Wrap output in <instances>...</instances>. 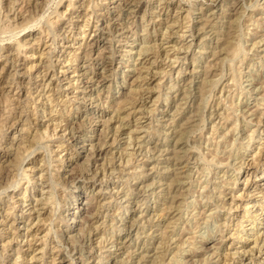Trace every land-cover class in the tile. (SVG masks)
I'll use <instances>...</instances> for the list:
<instances>
[{
	"label": "rangeland",
	"instance_id": "obj_1",
	"mask_svg": "<svg viewBox=\"0 0 264 264\" xmlns=\"http://www.w3.org/2000/svg\"><path fill=\"white\" fill-rule=\"evenodd\" d=\"M0 1V66L11 64L0 85V264H258L252 253L264 263L242 218L262 203V234L264 150L238 167L264 145V0ZM228 24L240 53H217L207 75ZM178 171L184 194L163 216Z\"/></svg>",
	"mask_w": 264,
	"mask_h": 264
},
{
	"label": "bare ground",
	"instance_id": "obj_2",
	"mask_svg": "<svg viewBox=\"0 0 264 264\" xmlns=\"http://www.w3.org/2000/svg\"><path fill=\"white\" fill-rule=\"evenodd\" d=\"M8 1V0H7ZM14 1V0H13ZM13 1H12V3H13ZM16 1V0H15ZM27 1V0H26ZM58 1V0H57ZM60 1V0H59ZM70 1V0H69ZM75 1V0H74ZM135 1V0H134ZM1 2V1H0ZM9 2V1H8ZM11 2V1H10ZM9 2V3H10ZM24 2V1H23ZM22 2V3H23ZM37 2V1H36ZM50 2V1H49ZM130 3V2H129ZM217 3V2H216ZM70 4V6H72L71 5V2L69 3ZM73 4V3H72ZM124 4V3H123ZM250 4V3H249ZM8 5V4H7ZM48 5H49V3H48ZM118 5H119V3H118ZM248 5V4H247ZM252 5V4H251ZM88 6V5H87ZM258 6H260L259 4H258ZM262 6V5H261ZM10 7V6H9ZM89 7V6H88ZM167 7V6H166ZM191 7V6H190ZM241 7V6H240ZM46 8V7H45ZM45 8H43L44 10H45ZM236 8V7H235ZM234 8V9H235ZM244 8H246V7H244ZM250 8V7H249ZM253 8V7H252ZM1 9V8H0ZM189 9V8H188ZM187 9V10H188ZM199 9H201V8H199ZM243 9V8H242ZM262 9V8H261ZM11 10V9H10ZM191 10V9H190ZM43 11V10H42ZM51 11V10H50ZM57 11V10H56ZM245 11V10H244ZM243 11V12H244ZM19 12V11H18ZM41 12V11H40ZM52 12V11H51ZM58 12V11H57ZM188 12V11H187ZM230 12H232V11H230ZM248 12V11H247ZM3 13V12H2ZM20 13V12H19ZM26 13V12H25ZM239 13V12H238ZM237 13V14H238ZM0 14H1V12H0ZM22 14H23V12H22ZM56 14V13H55ZM58 14V13H57ZM224 14V13H223ZM247 14V13H246ZM2 15V14H1ZM51 15H52V13H51ZM248 15V14H247ZM40 16H42V15H40ZM44 16V15H43ZM50 16V15H49ZM143 16V15H142ZM201 16V15H200ZM208 16V15H207ZM237 16V15H236ZM240 16V15H239ZM251 16V15H250ZM258 16H259V14H258ZM8 17V16H7ZM71 17V16H70ZM95 17V16H94ZM188 17V16H187ZM222 17H223V15H222ZM228 17V16H227ZM5 18V17H4ZM15 18V17H14ZM21 18V17H20ZM69 18V17H68ZM97 18V17H96ZM219 18V17H218ZM251 18H252V16H251ZM255 18V17H254ZM257 18V17H256ZM46 19V18H45ZM70 19V18H69ZM86 19V18H85ZM84 19V20H85ZM153 19V18H152ZM200 19V18H199ZM206 19V18H205ZM204 19V20H205ZM249 19V18H248ZM247 19V20H248ZM1 20V19H0ZM4 20V19H3ZM188 20H189V17H188ZM222 20H224V19H222ZM227 20H229V19H227ZM246 20V21H247ZM256 20V19H255ZM26 21V20H25ZM34 21V20H33ZM38 21V20H37ZM47 22H49L48 21V19L46 20ZM45 20H44V22H46ZM87 21V20H86ZM148 21V20H147ZM153 21V20H152ZM208 21V20H207ZM215 21V20H214ZM231 21V23H232V20H230ZM229 21V22H230ZM28 22V21H27ZM88 22H89V20H88ZM226 22V21H225ZM256 22H258V21H256ZM29 23V22H28ZM188 23H189V21H188ZM204 23H206V22H204ZM204 23H203V25H204ZM224 23V22H223ZM25 24V23H24ZM30 24V23H29ZM36 24H37V22H36ZM49 24V23H48ZM47 23H46V25H48ZM53 24V23H52ZM235 24V23H234ZM28 24H26L25 26H23L22 28H26V27H29V26H27ZM38 26H39V24H37ZM45 25V26H46ZM229 25V24H228ZM15 26V25H14ZM17 26V25H16ZM38 26H36V27H38ZM49 26H50V24H49ZM95 26V25H94ZM93 26V27H94ZM140 26H142V24L140 25ZM145 26V25H144ZM108 27V26H107ZM128 27H129V25H128ZM228 27V29H227V31H225V33L223 32V34H224V37L221 39V42H222V45H223V47H222V49L220 50V51H214V53L212 52V54H211V56L213 55V58H212V60H211V63H209L208 65H207V62H206V65H207V67H206V72H207V75H208V73L214 68V66L215 65H218V64H215V63H219V62H221L222 63V60L220 61V58H219V60L217 61H214L216 58H217V53H225V54H227V55H230V56H233V55H239V53H237L240 49V47H242V46H238V44H240V43H235V41H234V35H235V31H234V25H229V26H227ZM226 27V28H227ZM264 27V26H263ZM20 27H18V29H19ZM22 28H20L21 30H22ZM200 28V27H199ZM54 29V28H53ZM120 29V28H119ZM143 29V28H142ZM208 29V28H207ZM236 29V28H235ZM263 29V28H262ZM52 30V29H51ZM97 30V29H96ZM111 30V29H110ZM13 31L14 30H12V33H13ZM18 31V30H17ZM109 31V30H108ZM145 31V30H144ZM182 31V30H181ZM192 31V30H191ZM50 32V31H49ZM53 32V31H52ZM198 32V31H197ZM212 32V31H211ZM214 32H217V31H214ZM255 32V31H254ZM259 32V31H258ZM48 33V32H47ZM85 33V32H84ZM168 33V32H167ZM191 33V32H190ZM264 33V32H263ZM122 34V33H121ZM170 34V33H169ZM195 34V33H194ZM202 34V33H201ZM216 34V33H215ZM221 34H222V32H221ZM16 35V34H15ZM145 35V34H144ZM165 35V34H164ZM193 35V34H192ZM255 35V34H254ZM258 35V34H257ZM18 36V35H17ZM64 36V35H63ZM62 36V37H63ZM180 36V35H179ZM213 36V35H212ZM222 36V35H221ZM12 37V36H11ZM10 37V38H11ZM83 37V36H82ZM183 37V36H182ZM202 38V37H201ZM54 39V38H53ZM141 39V38H140ZM216 39V38H215ZM220 39V38H219ZM260 40H261V38H259ZM264 39V37H262V40ZM4 40V39H3ZM20 40V39H19ZM133 40V39H132ZM199 40V39H198ZM13 41V40H12ZM17 41H18V39H17ZM109 41V40H108ZM257 41V40H256ZM52 42V41H51ZM125 42V41H124ZM254 42V45H255V41H253ZM252 42V43H253ZM260 42V41H259ZM3 43V42H2ZM16 43V42H15ZM21 43V42H20ZM91 43V42H90ZM189 43V42H188ZM256 43H258V42H256ZM12 44V43H11ZM18 44V43H17ZM155 44V43H154ZM153 44V45H154ZM19 45V44H18ZM17 45V46H18ZM158 45V44H157ZM263 45H264V41H263ZM16 46V47H17ZM51 46V45H50ZM54 46V45H53ZM144 46V45H143ZM146 46V45H145ZM3 47V46H2ZM20 47V46H19ZM21 47H22V45H21ZM151 47V46H150ZM154 47V46H153ZM49 48V47H48ZM141 48V47H140ZM148 48V47H147ZM152 48V47H151ZM130 49V48H129ZM150 49V48H149ZM158 49V48H157ZM180 49V48H179ZM1 50H3V49H1ZM0 50V51H1ZM18 50V49H17ZM181 50V49H180ZM206 50V49H205ZM216 50V49H215ZM248 50V49H247ZM252 50V49H251ZM47 51H49V50H47ZM143 51V50H142ZM148 51V50H147ZM176 51H178V49L176 50ZM242 51V50H241ZM261 51V50H260ZM12 52V51H11ZM18 52V51H17ZM100 52V51H99ZM113 52V51H112ZM151 52V51H150ZM153 52V51H152ZM169 52V51H168ZM50 53V52H49ZM75 53V52H74ZM154 53H156V52H154ZM174 53V52H173ZM186 53V52H185ZM192 53V52H191ZM237 53V54H236ZM242 53H244V52H242ZM246 53V52H245ZM245 53H244V55H245ZM18 54V53H17ZM139 54V53H138ZM152 54V53H151ZM164 54V53H163ZM260 54V53H259ZM2 55V54H1ZM11 55V54H10ZM19 55V54H18ZM140 55V54H139ZM149 55V54H148ZM159 55V54H158ZM166 55V54H165ZM202 55V54H201ZM242 55V54H241ZM5 56V55H4ZM86 56V55H85ZM155 56V55H154ZM170 56V55H169ZM179 56V55H178ZM215 56V57H214ZM223 56V55H222ZM3 57V56H2ZM12 57V56H11ZM49 57V56H48ZM91 57V56H90ZM157 57V56H156ZM176 57V56H175ZM184 57V56H183ZM239 57V56H238ZM7 58H8V56H6L5 57V59H4V61L6 62V63H4L2 66H0L1 67V69H0V85L3 83V82H5L6 80L5 79H2L3 77H2V72L4 73V72H6V70H7V68L9 67V66H11V64H9V63H7L8 62V60H7ZM167 58V57H166ZM172 58V57H171ZM18 59V58H17ZM17 59L14 61V62H12V66L14 65V66H16L15 64H16V61H17ZM76 59V58H75ZM112 59V58H111ZM162 59V58H161ZM209 59V58H208ZM233 59V58H232ZM13 60V59H12ZM48 60V59H47ZM152 60V59H151ZM155 60V59H154ZM175 60V59H174ZM239 60V59H238ZM262 60V59H261ZM153 61V60H152ZM212 61H214L213 63H212ZM224 61V60H223ZM227 61V60H226ZM230 61V60H229ZM228 61V62H229ZM234 61V60H233ZM10 62H11V60H10ZM128 62V61H127ZM151 62V61H150ZM175 62V61H174ZM182 62V61H181ZM132 63V62H131ZM172 63V62H171ZM174 64V63H173ZM215 64V65H214ZM229 64H230V62H229ZM89 65V64H88ZM170 65V64H169ZM220 65V64H219ZM47 66V65H46ZM164 66V65H163ZM231 66V65H230ZM240 66V65H239ZM242 66V65H241ZM147 67V66H146ZM168 67V66H167ZM228 67V66H227ZM250 67V66H249ZM261 67V66H260ZM30 68V67H29ZM28 68V69H29ZM52 68V67H51ZM231 68V67H230ZM254 68V67H253ZM263 68V67H262ZM14 69V68H13ZM181 69V68H180ZM233 69V68H232ZM15 70V69H14ZM138 70H139V68H138ZM234 70V69H233ZM255 70V69H254ZM261 70V69H260ZM47 71V70H46ZM165 71V70H164ZM167 71V70H166ZM231 71V70H230ZM252 71V70H251ZM156 72V71H155ZM163 73V72H162ZM166 73V72H165ZM180 73V72H179ZM213 73V72H212ZM219 73V72H218ZM223 73V72H222ZM255 73H257L256 71H255ZM13 74V73H12ZM38 74V73H37ZM46 74H47V72H44V73H42V77H44V76H46ZM167 74V73H166ZM204 74V73H203ZM236 74V73H235ZM259 74H260V72H259ZM258 74V75H259ZM11 75V74H10ZM39 75V74H38ZM146 75V74H145ZM154 75V74H153ZM220 75V74H219ZM248 75V74H247ZM205 76V75H204ZM241 76V75H240ZM255 76V75H254ZM8 77V76H7ZM37 77V76H36ZM104 77H106V76H104ZM216 77V76H215ZM251 77H253L252 75H251ZM256 77V76H255ZM53 78V77H52ZM138 78V77H137ZM217 78V77H216ZM240 78V77H239ZM134 79H136V78H134ZM208 79V78H207ZM205 80V81H203L202 83H203V85L205 84V86H207L208 84L210 85L211 84V82L213 81L212 79H210L209 78V80ZM215 79V78H214ZM235 79V78H234ZM234 79H232V82L234 81ZM263 79V78H262ZM20 80V79H19ZM29 80V79H28ZM75 80V79H74ZM219 80V79H218ZM217 80V81H218ZM236 80V79H235ZM252 80V79H251ZM70 81V80H69ZM202 81V80H201ZM229 81H231V80H229ZM228 81V82H229ZM262 81V80H261ZM73 82V81H72ZM255 82V81H254ZM79 83V82H78ZM77 83V84H78ZM240 83V82H239ZM239 83H237V84H239ZM242 83V82H241ZM251 83V82H250ZM5 84H7V82L5 83ZM12 84V83H11ZM75 84V83H74ZM232 84V83H231ZM234 84V83H233ZM257 84H260V83H258L257 82ZM262 84V83H261ZM28 85V84H27ZM208 85V86H209ZM226 85H230L229 83L228 84H226ZM255 85V84H254ZM19 86V85H18ZM67 86V85H66ZM225 86V85H224ZM231 86V85H230ZM258 86H260V85H258ZM258 86L257 87H255V88H257L258 89ZM4 87V86H3ZM2 86H0V88H3ZM10 87V86H9ZM46 87V86H45ZM187 87V86H186ZM228 87V86H227ZM243 87V86H242ZM263 87V86H262ZM261 87V88H262ZM179 88V87H178ZM201 88H203L204 89V87H202L201 86ZM200 88V89H201ZM130 89V88H129ZM133 89V88H132ZM185 89V88H184ZM190 89V88H189ZM199 89V90H200ZM221 89V88H220ZM223 89V88H222ZM231 89V88H230ZM236 89V88H235ZM239 89V88H238ZM245 89V88H244ZM252 89H254V88H252ZM260 89V88H259ZM258 89V90H259ZM134 90V89H133ZM205 90V89H204ZM229 90V89H228ZM243 90V89H242ZM264 90V89H263ZM136 91V90H135ZM238 91V90H237ZM239 91H240V89H239ZM238 91V92H239ZM251 91V90H250ZM24 92V91H23ZM73 92V91H72ZM228 92V91H227ZM3 93V92H2ZM191 93V92H190ZM201 93V92H200ZM65 94H66V92H65ZM129 94V93H128ZM184 94H186V93H184ZM7 95V94H6ZM15 95V94H14ZM31 95V94H30ZM130 95V94H129ZM132 95V94H131ZM195 95V94H194ZM218 95H220V94H218ZM232 95V94H231ZM240 95H241V92H240ZM134 96V95H133ZM200 96H201V94H200ZM199 96V97H200ZM257 96H259V95H257ZM263 96V95H262ZM66 97V96H65ZM129 97V96H128ZM224 97V96H223ZM229 97V96H228ZM233 97V96H232ZM132 97L130 96L127 100H126V103H130V99H131ZM249 98V97H248ZM264 98V97H263ZM125 99V98H124ZM181 99V98H180ZM179 99V100H180ZM9 100V99H8ZM7 99L6 100H4V101H6V103H8L7 101H8ZM13 100V99H12ZM49 100V99H48ZM55 100H56V98H55ZM200 100H201V98H200ZM3 101V102H4ZM10 101V100H9ZM221 101V100H220ZM223 101H224V99H223ZM230 101V100H229ZM240 101V100H239ZM243 101V100H242ZM81 102V101H80ZM121 102V101H120ZM119 102V103H120ZM232 102V101H231ZM230 102V103H231ZM263 102V101H262ZM5 103V102H4ZM6 103H5V105H6ZM58 103V102H57ZM61 103V102H60ZM116 103V102H115ZM121 103H123V102H121ZM124 104H125V102H124ZM133 104V103H132ZM181 104V103H180ZM201 104V103H200ZM225 104H227V103H225ZM261 104V103H260ZM259 104V105H260ZM10 105V104H9ZM264 105V104H263ZM56 106V105H55ZM66 106V105H65ZM119 106V105H118ZM124 106V105H123ZM175 106H177V104L176 105H174V107ZM198 106V105H197ZM201 106V105H200ZM225 106V105H224ZM223 106V107H224ZM227 106H229V104L227 105ZM231 106H233L232 105V103H231ZM255 106V105H254ZM8 107V106H7ZM120 107V106H119ZM118 107V108H119ZM129 107V106H128ZM180 107V106H179ZM196 107V106H195ZM253 107V106H252ZM4 108H5V106H4ZM10 108V107H9ZM15 108V107H14ZM117 108V109H118ZM140 108V107H139ZM176 108V107H175ZM186 108V107H185ZM197 108V107H196ZM138 109V108H137ZM235 109H237V108H235ZM264 109V108H263ZM141 110V109H140ZM176 110V109H175ZM227 110V109H226ZM230 110V109H229ZM240 110V109H239ZM261 110V109H260ZM2 111V110H1ZM58 111V110H57ZM178 111V110H177ZM233 111V110H232ZM9 112V111H8ZM33 112V111H32ZM194 112V114H195V112L196 111H193ZM193 112H191V113H193ZM220 112V111H219ZM198 113V112H197ZM218 113V112H217ZM226 113V112H225ZM251 113H252V111H251ZM209 114V113H208ZM227 114H229V113H227ZM241 114V113H240ZM188 115H189V113H188ZM91 116V115H90ZM125 116H126V114H125ZM196 116V115H195ZM27 117V116H26ZM172 117V116H171ZM198 117V116H197ZM217 117V116H216ZM242 117V116H241ZM64 118V117H63ZM209 118V117H208ZM224 118V117H223ZM226 118H228V115H227V117ZM225 118V120H227ZM234 118V117H233ZM258 118V117H257ZM97 119V118H96ZM120 119V118H119ZM198 119V118H197ZM5 120V119H4ZM88 120V119H87ZM194 120V119H193ZM201 120V119H200ZM224 120V119H223ZM251 120V119H250ZM254 120V119H253ZM252 120V121H253ZM93 121V120H92ZM173 121V120H172ZM202 121H203V118H202ZM237 121V120H236ZM249 121V120H248ZM3 122V121H2ZM6 122V121H5ZM31 122V121H30ZM56 122V121H55ZM191 122H193L192 121V119L191 118H189V119H187V120H185V122L184 123H182V125H180V133H184L186 130H188V128L190 127V124H191ZM220 122V121H219ZM234 122V121H233ZM257 122H258V120H257ZM15 123V122H14ZM61 123V122H60ZM73 123V122H72ZM88 123V122H87ZM172 123V122H171ZM195 123V122H194ZM214 123V122H213ZM3 124V123H2ZM29 124V123H28ZM58 124V123H57ZM151 124V123H150ZM193 124V123H192ZM248 124V123H247ZM5 125V124H4ZM9 125H11V124H9ZM8 125V126H9ZM65 126V125H64ZM73 126V125H72ZM106 126V125H105ZM137 126V125H136ZM135 126V127H136ZM148 126V125H147ZM152 126V125H151ZM145 127V126H144ZM234 127V126H233ZM263 131H264V124H263ZM53 128H55V127H53ZM75 128V127H74ZM78 128V127H77ZM115 128V127H114ZM152 128V127H151ZM170 128V127H169ZM4 129V128H3ZM55 129H57V128H55ZM60 129H62V128H60ZM137 129V128H136ZM135 129V130H136ZM139 129V128H138ZM190 129V128H189ZM212 129H213V127H212ZM234 129V128H233ZM1 130V129H0ZM115 130V129H114ZM147 130V129H146ZM170 130V129H169ZM193 130V129H192ZM65 131H66V129H65ZM101 131V130H100ZM134 131V130H133ZM190 131V130H189ZM223 131V130H222ZM226 131V130H225ZM234 131V130H233ZM246 131V130H245ZM83 132V131H82ZM115 132V131H114ZM2 133V132H1ZM54 133V132H53ZM63 133V132H62ZM65 133V132H64ZM109 133V132H108ZM241 133V132H240ZM243 133V132H242ZM250 133V132H249ZM210 134V133H209ZM218 134V133H217ZM51 135V134H50ZM67 135V134H66ZM65 135V136H66ZM179 135V134H178ZM184 135V134H183ZM223 136L225 135V134H222ZM228 135V134H227ZM54 136V135H53ZM180 136V135H179ZM207 136V135H206ZM216 136V135H215ZM222 136V137H223ZM231 136V135H230ZM247 136V135H246ZM51 137V136H50ZM113 137V136H112ZM187 137V136H186ZM201 137V136H200ZM52 138V137H51ZM116 138V137H115ZM133 138V137H132ZM139 138V137H138ZM210 139H211V137H209ZM214 138V137H213ZM224 138V137H223ZM226 138V137H225ZM64 139V138H63ZM104 139V138H103ZM128 139H129V137H128ZM137 139V138H136ZM140 139V138H139ZM207 139V138H206ZM233 139V138H232ZM47 140V139H46ZM67 140V139H66ZM78 140V139H77ZM105 140V139H104ZM178 140V139H177ZM215 140H217V139H215ZM248 140V139H247ZM103 141V140H102ZM111 141V140H110ZM112 141H113V138H112ZM130 141V140H129ZM128 141V142H129ZM199 141V140H198ZM236 141V140H235ZM132 142V141H131ZM216 142V141H215ZM228 142V141H227ZM233 142V141H232ZM231 142V143H232ZM101 143V142H100ZM204 143H206V142H204ZM220 143V142H219ZM43 144H45V143H43ZM132 144V143H131ZM216 144H218V142L216 143ZM241 144V143H240ZM1 145V144H0ZM30 145V144H29ZM32 145H34V144H32ZM103 145V144H102ZM101 145V146H102ZM129 145V144H128ZM197 145V144H196ZM200 145V144H199ZM198 145V146H199ZM214 145V144H213ZM221 145V144H220ZM235 145V144H234ZM130 146V145H129ZM139 146V145H138ZM216 146V145H215ZM238 146V145H237ZM29 147V146H28ZM90 147V146H89ZM115 147V146H114ZM235 147V146H234ZM96 148V147H95ZM94 148V149H95ZM98 148V147H97ZM166 148V147H165ZM195 148V147H194ZM29 149V148H28ZM27 149V150H28ZM48 149V148H47ZM99 149V148H98ZM146 149V148H145ZM161 149V148H160ZM188 149V148H187ZM137 150H139V149H137ZM162 150V149H161ZM182 150V149H181ZM192 150H194V149H192ZM196 150V149H195ZM214 150V149H213ZM257 150V149H256ZM264 150V145H261L260 144V146H259V152L256 154V153H253V157L251 156V158H249V156H244L243 155V157H242V159H241V163H240V161H239V163H238V165L240 164V166H238V167H240V171L241 172H244V171H246V169H247V166L249 167V166H251V165H254L255 163V160L257 159V158H259V157H262V151ZM31 151V150H30ZM100 151V150H99ZM123 151H125L124 149H123ZM167 151V150H166ZM173 151V150H172ZM185 151V150H184ZM200 151H201V149H200ZM204 151V150H203ZM229 151V150H228ZM48 152H49V150H48ZM111 152V151H110ZM159 152V151H158ZM18 153V152H17ZM94 153V152H93ZM161 153V152H160ZM173 153H174V151H173ZM177 153V152H176ZM183 153V152H182ZM199 153V152H198ZM205 153V152H204ZM207 153V152H206ZM27 154V153H26ZM25 154V155H26ZM131 154H132V152H131ZM157 154V153H156ZM175 154V153H174ZM209 154V153H208ZM216 154V153H215ZM49 155V154H48ZM97 155V154H96ZM177 156H176V158L175 159H177V157L179 158V153L178 154H176ZM189 155V154H188ZM218 155V154H217ZM216 155V156H217ZM129 156V155H128ZM131 156V155H130ZM129 156V157H130ZM210 156H212V153H211V155ZM17 157V156H16ZM98 157V156H97ZM180 157H183V156H180ZM213 157V156H212ZM224 157V156H223ZM20 158V157H19ZM22 158V157H21ZM20 158V159H21ZM86 158V157H85ZM88 158V157H87ZM122 158V157H121ZM153 158V157H152ZM194 158H196V157H194ZM200 158V157H199ZM210 159H211V157H209ZM216 158V157H215ZM214 158V159H215ZM263 158H264V156H263ZM126 159V158H125ZM174 159V158H173ZM202 159V158H201ZM204 159V158H203ZM213 159V158H212ZM218 159V158H217ZM16 160V159H15ZM22 160V159H21ZM50 160V159H49ZM87 160V159H86ZM179 160H180V158H179ZM178 160V161H179ZM192 160V159H191ZM207 160V159H206ZM222 160V159H221ZM227 160V159H226ZM103 161H104V159H103ZM126 161H127V159H126ZM141 161V160H140ZM208 161V160H207ZM211 161V160H210ZM216 161V160H215ZM223 161V160H222ZM231 161V160H230ZM236 161V160H235ZM155 162V161H154ZM204 162V161H203ZM112 163V162H111ZM127 163V162H126ZM202 163V162H201ZM215 163V162H214ZM223 163V162H222ZM226 163V162H225ZM130 164V163H129ZM124 165V164H123ZM142 165V164H141ZM158 165V164H157ZM185 165V164H184ZM257 165V164H256ZM201 166V165H200ZM244 166V167H243ZM119 167V166H118ZM143 167V166H142ZM153 167H154V165H153ZM175 167V166H174ZM235 167H236V165H235ZM48 168V167H47ZM120 168V167H119ZM133 168V167H132ZM137 168V167H136ZM150 168V167H149ZM255 168V167H254ZM51 169V168H50ZM84 169V168H83ZM114 169V168H113ZM135 169V168H134ZM154 169V168H153ZM165 169V168H164ZM169 169V168H168ZM87 171V170H86ZM116 171V170H115ZM119 171H120V169H119ZM123 171V170H122ZM134 171V170H133ZM140 172H141V170H139ZM212 171V170H211ZM21 172H23L22 170H21ZM89 172V171H88ZM91 172V171H90ZM93 172V171H92ZM110 172V171H109ZM174 172V171H173ZM202 172V171H201ZM200 172V173H201ZM191 173V172H190ZM262 173H264V172H262ZM15 174V173H14ZM20 174V173H19ZM23 174V173H22ZM87 174V173H86ZM161 174V173H160ZM209 174V173H208ZM96 175V174H95ZM110 175V174H109ZM213 175V174H212ZM249 175V174H248ZM187 176V175H186ZM19 177V176H18ZM40 177V176H39ZM38 177V178H39ZM49 177V176H48ZM166 177V176H165ZM170 177V176H169ZM183 177V175H181V172L180 171H178V172H176L175 173V177H173V179L171 180V182H170V187H171V189H174L173 191H174V193L170 196V201H169V204H167V205H164L165 207L163 208V207H161V208H163L162 209V215L164 216V215H167V214H169V213H171L172 212V203L173 202H175L176 201V199H178V198H180V196H182L183 194H182V192L183 191H180V190H182V189H177L178 187V185L180 184V186H182L181 185V178ZM206 177V176H205ZM225 177V176H224ZM261 177H263V176H261ZM16 178V177H15ZM21 178V177H20ZM80 178H82V177H80ZM163 178V177H162ZM202 178V177H201ZM209 178V177H208ZM28 179V178H27ZM122 179V178H121ZM185 179V178H184ZM261 179H264V178H261ZM20 180V179H19ZM181 180V181H180ZM188 180V179H187ZM212 180V179H211ZM50 181V180H49ZM48 181V182H49ZM53 181V180H52ZM198 181H200V179L198 180ZM224 181V180H223ZM55 182V181H54ZM129 182V181H128ZM183 182V181H182ZM12 183V182H11ZM14 183V182H13ZM50 183V182H49ZM151 183V182H150ZM184 183V182H183ZM205 183V182H204ZM229 183V182H228ZM15 184H16V182H15ZM18 184V183H17ZM135 184V183H134ZM133 184V185H134ZM168 184V183H167ZM222 184V183H221ZM149 184H147V186H148ZM190 185V184H189ZM202 185V184H201ZM204 185V184H203ZM226 185V184H225ZM224 185V186H225ZM13 186H15V185H13ZM159 186V185H158ZM140 187V186H139ZM260 187V186H259ZM54 188V187H53ZM131 188V187H130ZM185 188H186V186H185ZM264 188V187H263ZM51 189V188H50ZM161 189V188H160ZM169 189V188H168ZM260 189V191H262L263 189L262 188H259ZM3 190V189H2ZM53 190V189H52ZM112 190V189H111ZM134 190V189H133ZM141 190V189H140ZM220 190V189H219ZM142 191V190H141ZM187 191V190H186ZM198 191V190H197ZM202 191V190H201ZM5 192V191H4ZM189 192V191H188ZM49 193V192H48ZM51 193V192H50ZM101 193V192H100ZM140 193V192H139ZM147 193V192H146ZM168 193V192H167ZM186 193V192H185ZM190 193V192H189ZM205 193V192H204ZM223 193V192H222ZM231 193V192H230ZM242 193V192H241ZM126 194V193H125ZM247 195V196H249L250 194H248V193H244L243 192V194H238L239 196L241 195ZM24 195V194H23ZM43 195V194H42ZM54 195V194H53ZM205 195V194H204ZM49 196H50V194H49ZM52 196V195H51ZM116 196V195H115ZM145 196V195H144ZM165 196V195H164ZM234 196V195H233ZM54 197V196H53ZM123 197V196H122ZM220 197V196H219ZM225 197V196H224ZM235 197H237V196H235ZM47 198V197H46ZM52 198V197H51ZM143 198V197H142ZM151 198V197H150ZM198 198V197H197ZM240 198V197H239ZM41 199H44V198H41ZM196 199V198H195ZM203 199V198H202ZM209 199H211V198H209ZM45 200V199H44ZM48 200V199H47ZM188 200V199H187ZM206 200V199H205ZM54 201V200H53ZM57 201V200H56ZM178 201V200H177ZM199 201V200H198ZM202 201V200H201ZM256 201V200H255ZM48 202H50V201H48ZM166 202V201H165ZM185 202V201H184ZM203 202V201H202ZM253 202V201H252ZM178 203V202H177ZM212 203V202H211ZM219 203V202H218ZM23 204V203H22ZM25 204V203H24ZM99 204V203H98ZM186 204V203H185ZM214 204H216V203H214ZM145 205V204H144ZM213 205V204H212ZM227 205V204H226ZM235 205V204H234ZM238 205V204H237ZM261 205H262V203L261 204H257V202H253V203H247L246 205H245V207L243 208L244 209V214L242 215V218H246L245 220L246 221H250L249 222V224H250V228L252 229V230H255L254 231V242H253V245H252V249L254 250V248L257 250V252H258V254L260 253V251H262L263 249H264V230H263V232H262V234H260V233H258L257 231V229H259L258 227H257V223H256V219H255V217L257 216V218H258V215H260L259 213H258V210L260 211L262 208H261ZM58 206V205H57ZM56 206V207H57ZM100 206V205H99ZM173 206H174V204H173ZM181 206V205H180ZM179 206V207H180ZM175 207V206H174ZM186 207V206H185ZM214 207V206H213ZM238 207V206H237ZM52 208V207H51ZM176 208V207H175ZM184 208V207H183ZM231 208V207H230ZM182 209V208H181ZM186 209H187V207H186ZM215 209H216V207H215ZM221 209V208H220ZM226 209V208H225ZM228 209V208H227ZM54 211V210H53ZM175 211V210H174ZM210 211H212V210H210ZM209 211V212H210ZM229 211V210H228ZM56 212V211H55ZM184 212V211H183ZM191 212V211H190ZM208 212V213H209ZM75 213V212H74ZM181 213V212H180ZM185 213V212H184ZM197 213V212H196ZM201 213V212H200ZM207 213V212H206ZM211 213V212H210ZM94 214V213H93ZM154 214H156V213H154ZM160 214V213H159ZM172 214V213H171ZM198 214V213H197ZM201 214H203V213H201ZM262 214V213H261ZM91 215V214H90ZM170 215V214H169ZM180 215V214H179ZM210 215V214H209ZM221 215V214H220ZM181 216V215H180ZM188 216V215H187ZM197 216V215H196ZM201 216V215H200ZM214 216V215H213ZM106 217V216H105ZM109 217V216H108ZM140 217V216H139ZM209 217V216H208ZM74 218V217H73ZM73 218H72V220H73ZM137 218V217H136ZM147 218V217H146ZM154 218V217H153ZM176 218H177V216H176ZM186 218V217H185ZM207 218V217H206ZM75 219V218H74ZM148 219V218H147ZM159 219V218H158ZM262 219H264V218H261V220ZM85 220V219H84ZM74 221V220H73ZM188 221V220H187ZM241 221V220H240ZM244 221V220H243ZM170 222V221H169ZM169 222H168V224H169ZM195 222V221H194ZM203 222V221H202ZM206 222V221H205ZM143 223V222H142ZM183 223V222H182ZM219 223V222H218ZM229 223V222H228ZM239 223V222H238ZM171 224V223H170ZM85 225H86V223H85ZM207 225V224H206ZM215 225V224H214ZM218 225V224H217ZM229 225V224H228ZM175 226V225H174ZM195 226V225H194ZM239 226V225H238ZM96 227V226H95ZM119 227V226H118ZM126 227V226H125ZM166 227H167V225H166ZM217 227V226H216ZM83 228V227H82ZM97 228V227H96ZM123 228V227H122ZM171 228V227H170ZM183 228V227H182ZM223 228V227H222ZM264 228V227H263ZM149 229V228H148ZM161 229V228H160ZM165 229V228H164ZM168 229V228H167ZM167 229H165V230H160V231H162L163 232V238L164 237H166V233H167ZM173 229V228H172ZM186 229V228H185ZM208 229V228H207ZM2 230V229H1ZM15 230V229H14ZM188 230V229H187ZM82 231V230H81ZM84 231V230H83ZM222 231V230H221ZM13 232V231H12ZM159 232V231H158ZM147 233V232H146ZM178 233V232H177ZM191 233V232H190ZM30 234V233H29ZM166 234V235H165ZM46 235V234H45ZM53 235H54V233H53ZM198 235V234H197ZM47 236V235H46ZM70 236V235H69ZM83 236V235H82ZM167 236H169V235H167ZM193 236V235H192ZM195 236V235H194ZM232 236V235H231ZM80 237V236H79ZM174 237V236H173ZM230 237V236H229ZM70 238V237H69ZM197 238V237H196ZM220 238V237H219ZM58 239V238H57ZM109 239V238H108ZM111 239V238H110ZM181 239V238H180ZM135 240H137V239H135ZM185 240V239H184ZM113 241V240H112ZM162 241V240H161ZM192 241V240H191ZM198 241H199V238H198ZM144 242V241H143ZM165 242H166V240H165ZM189 242V241H188ZM18 243V242H17ZM61 243V242H60ZM181 243H183V242H181ZM185 243V242H184ZM191 243V242H190ZM195 243V242H194ZM217 244V243H216ZM165 245V244H164ZM3 246V245H2ZM45 246V245H44ZM182 246V245H181ZM188 246V245H187ZM199 246V245H198ZM197 246V247H198ZM107 247V246H106ZM120 247V246H119ZM156 247V246H155ZM162 247V246H161ZM179 247V246H178ZM212 247V246H211ZM2 248V247H1ZM5 248V247H4ZM145 248V247H144ZM164 248V247H163ZM193 248H195V247H193ZM209 248V247H208ZM162 249V248H161ZM195 249H197V248H195ZM1 250V249H0ZM190 250V249H189ZM18 251V250H17ZM127 251V250H126ZM135 251V250H134ZM155 251H156V249H155ZM155 251H154V253H155ZM182 251V250H181ZM184 251V250H183ZM211 251H213V250H211ZM230 251V250H229ZM133 252V251H132ZM174 252V251H173ZM179 252V251H178ZM193 252V251H192ZM239 253V252H241V251H233V254L234 253ZM83 253V252H82ZM162 253V251H159V254H161ZM205 253V252H204ZM208 253V252H207ZM210 253V252H209ZM213 253V252H212ZM41 254V253H40ZM101 254V253H100ZM174 254H175V252H174ZM143 255V254H142ZM158 255V254H157ZM164 255V254H163ZM173 255V254H172ZM193 255V254H192ZM210 255H212V254H210ZM229 255V254H228ZM41 256V255H40ZM161 256V255H160ZM170 256V255H169ZM239 256V255H238ZM243 256H245V253H243ZM210 257V256H209ZM240 257V256H239ZM1 258V257H0ZM3 258V257H2ZM82 258V257H81ZM140 258V257H139ZM196 258V257H195ZM245 258H247V256L245 257ZM160 259V258H159ZM177 259V258H176ZM220 259V258H219ZM4 260V259H3ZM53 260V259H52ZM123 260H124V258H123ZM147 260H148V258H147ZM162 260V259H161ZM168 260H169V258H168ZM196 260V259H195ZM201 260V259H200ZM262 259H261V257L260 256H256V254H254V253H252V254H250L249 256H248V262L249 263H254L255 261H258V264H262V263H260V261H261ZM14 261V260H13ZM15 261H17V260H15ZM137 261V260H136ZM154 261V260H153ZM189 261V260H188ZM239 262L240 261H242L241 259H239L238 260ZM53 262H54V260H53ZM181 262H182V260H181ZM192 262V261H191ZM199 262V261H198ZM208 262V261H207ZM222 262V261H221ZM226 262V261H225ZM15 263V262H14ZM13 263V264H14ZM51 263V262H50ZM121 263H122V260H121ZM136 263V262H135ZM157 263V262H156ZM163 263H165V261L163 262ZM168 264H169V262H167ZM177 263V262H176ZM223 263V262H222ZM229 263V262H228ZM2 264V263H1ZM4 264V263H3ZM71 264V263H70ZM160 264V263H159ZM161 264H162V262H161ZM166 264V263H165ZM201 264H202V262H201ZM204 264V263H203ZM225 264H227V263H225ZM264 264V263H263Z\"/></svg>",
	"mask_w": 264,
	"mask_h": 264
}]
</instances>
